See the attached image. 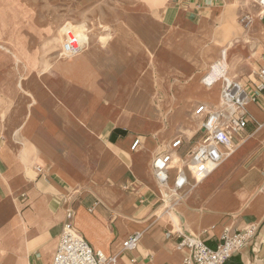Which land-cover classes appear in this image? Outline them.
Here are the masks:
<instances>
[{
    "label": "crops",
    "instance_id": "1",
    "mask_svg": "<svg viewBox=\"0 0 264 264\" xmlns=\"http://www.w3.org/2000/svg\"><path fill=\"white\" fill-rule=\"evenodd\" d=\"M139 1L86 17L90 40L80 55L61 57L58 47L48 62L29 49L31 40L51 38L61 25L53 35L35 14L0 3V264H53L68 209L91 248L116 264H185L183 235L214 249L226 227L251 225L256 236L225 264H264V98L248 104L250 122L233 136L235 151L200 182L188 169L204 138L205 115L196 111L217 108L194 97L170 125L160 103L166 62L202 81L227 47V74L253 91L264 66V10L251 0H154L149 13L127 11ZM172 28L180 32L173 41L186 37L199 48L197 60L165 47ZM85 70L94 72L92 88L83 84ZM141 84L156 94L155 123L134 120L137 113L117 103L118 88ZM165 154L173 163L161 186L152 162ZM179 171L188 185L169 209ZM135 234L139 247L124 251Z\"/></svg>",
    "mask_w": 264,
    "mask_h": 264
},
{
    "label": "built area",
    "instance_id": "2",
    "mask_svg": "<svg viewBox=\"0 0 264 264\" xmlns=\"http://www.w3.org/2000/svg\"><path fill=\"white\" fill-rule=\"evenodd\" d=\"M264 10V0H251ZM86 42L77 35L67 33L62 45L61 57H68L80 53ZM254 90L250 91L235 81L227 79V70L223 64L211 67L210 72L203 78V83L212 86L222 81V104L220 108L210 110L206 106L197 109L196 115H205L203 124L204 138L193 149L188 169L196 182H200L212 174L235 151L233 136L244 132L250 122L247 106L257 103L264 98V66L256 73ZM264 101V100H263ZM182 144L177 140L172 144L178 149ZM140 145L137 139L132 150ZM222 149L226 151L223 152ZM173 163L171 154L158 155L152 162L154 176L161 186H167L169 171ZM40 172L41 168H37ZM188 185V178L184 171H179L174 186L169 189L166 201L169 209L183 199L181 191ZM75 212L68 209L66 221L58 238L57 249L53 264H116V257L108 258L102 252H95L85 238L77 231ZM258 226L251 225L242 230L226 227L216 248L208 247L201 239L194 236H184L181 248L188 250L185 264H225L241 250L247 247L256 236ZM141 234L128 237L123 243L124 251H134L139 247Z\"/></svg>",
    "mask_w": 264,
    "mask_h": 264
},
{
    "label": "rangeland",
    "instance_id": "3",
    "mask_svg": "<svg viewBox=\"0 0 264 264\" xmlns=\"http://www.w3.org/2000/svg\"><path fill=\"white\" fill-rule=\"evenodd\" d=\"M13 4L14 13L24 12L26 14H35L34 22L38 25H48L52 28V34L55 35V29L61 25L60 32L55 36L48 39L40 38L38 40H31L29 49H35L39 52V60H44V62L50 61L54 57V51L59 47L61 48L65 39V35L68 33L80 36L84 34L89 43V33L90 27H88L87 22H85L86 17H91L93 14H103L107 15L111 13L112 9L119 8L125 4H133L137 0H4ZM3 0H0V3ZM154 0H140L137 5L128 9V12H143L149 13L153 5ZM250 4V0H247ZM247 4V5H248ZM11 7V8H12ZM14 8H19L17 11ZM22 10V11H21ZM88 14V15H87ZM80 19H84V22H80ZM91 22V21H89ZM90 25V23H88ZM92 27V26H91ZM99 28H106L99 24ZM180 32L175 29H169L166 32L165 37V47L170 51L175 52L184 59H192L195 61L198 59L200 53L199 48H194L189 45V39L186 37L180 38L178 41H173V37ZM1 35V34H0ZM16 45V44H15ZM174 45V46H173ZM19 47L20 52L26 55L22 51V47ZM231 47L224 49L225 54L223 58L225 60V68L229 69V60L231 55ZM78 56V55H77ZM73 58L75 56H68ZM43 62V61H42ZM172 60L166 62L164 72H163V84L161 90L163 91V100L160 103L165 105L167 110V116L169 124H173V120L182 117V110L188 106V104L193 100L194 97L206 98L209 100V104L214 106V108H220L219 103L214 102V98L209 99V93L205 90H201L206 86L200 79V73H184L182 68L171 64ZM218 62L213 64L216 65ZM204 65V63H202ZM85 80L83 84L86 87L92 88V80L94 77V72L90 70H85ZM171 76H175L172 80ZM229 76V75H228ZM233 81V77L229 76ZM254 79V78H252ZM243 84V83H242ZM202 85V86H201ZM201 86V88H200ZM123 91L120 92L118 88L116 92L117 103L121 104L128 112H136L137 115H133V119H143V123H155V111L153 107L154 98L156 94L153 93L148 85L141 84L137 89L131 86H123ZM153 93V95L150 94ZM207 95V96H206ZM159 98V95L157 96ZM205 99V100H206ZM161 100V99H160ZM208 104V103H207ZM172 111V112H170ZM141 116V118H139ZM133 121V120H132ZM136 126V121L132 122ZM176 161L174 162V164Z\"/></svg>",
    "mask_w": 264,
    "mask_h": 264
},
{
    "label": "bare ground",
    "instance_id": "4",
    "mask_svg": "<svg viewBox=\"0 0 264 264\" xmlns=\"http://www.w3.org/2000/svg\"><path fill=\"white\" fill-rule=\"evenodd\" d=\"M78 37H80L81 39H83L85 42H86V45L88 44V41H87V38L85 37V35L84 34H80V36H78ZM103 40V39H102ZM255 44V43H254ZM85 45V46H86ZM85 48V47H84ZM83 48V49H84ZM223 54H225V51H223L222 52ZM77 55H80L79 53L78 54H75V55H71V56H77ZM223 64L224 66H225V60H224V58H223V60H221L220 62L218 61V64ZM227 69V68H226ZM227 79L229 80V81H232L230 78H229V76H228V74H227ZM202 82H203V79H202ZM205 85V84H204ZM202 86V85H201ZM201 86H200V88H201ZM203 88L201 89V90H205L206 92H208L209 93V99H212V98H214V102H216V103H219V105L221 106V104H222V97H221V95H222V87H223V83H222V81H217L216 83H214L212 86H202ZM207 96V95H206ZM206 99V98H205ZM207 100V99H206ZM208 106H212V105H210L209 104V102H208V104H207ZM214 107V106H213ZM179 160V159H178ZM165 207V206H164Z\"/></svg>",
    "mask_w": 264,
    "mask_h": 264
},
{
    "label": "water",
    "instance_id": "5",
    "mask_svg": "<svg viewBox=\"0 0 264 264\" xmlns=\"http://www.w3.org/2000/svg\"><path fill=\"white\" fill-rule=\"evenodd\" d=\"M118 134H122L121 131H117L114 135V137H116Z\"/></svg>",
    "mask_w": 264,
    "mask_h": 264
}]
</instances>
